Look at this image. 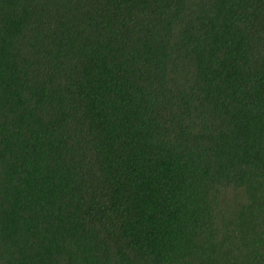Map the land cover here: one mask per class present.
Here are the masks:
<instances>
[{"label":"trees","instance_id":"obj_1","mask_svg":"<svg viewBox=\"0 0 264 264\" xmlns=\"http://www.w3.org/2000/svg\"><path fill=\"white\" fill-rule=\"evenodd\" d=\"M0 264H264V0H0Z\"/></svg>","mask_w":264,"mask_h":264}]
</instances>
